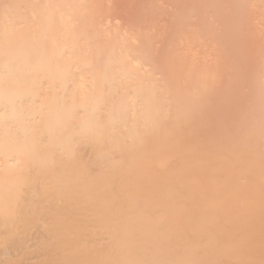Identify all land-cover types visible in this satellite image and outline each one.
I'll list each match as a JSON object with an SVG mask.
<instances>
[{
  "label": "bare ground",
  "instance_id": "6f19581e",
  "mask_svg": "<svg viewBox=\"0 0 264 264\" xmlns=\"http://www.w3.org/2000/svg\"><path fill=\"white\" fill-rule=\"evenodd\" d=\"M37 204L73 264H264V0H0V215Z\"/></svg>",
  "mask_w": 264,
  "mask_h": 264
},
{
  "label": "rangeland",
  "instance_id": "374dc122",
  "mask_svg": "<svg viewBox=\"0 0 264 264\" xmlns=\"http://www.w3.org/2000/svg\"><path fill=\"white\" fill-rule=\"evenodd\" d=\"M249 7L250 6L247 7L248 10H249ZM248 10L245 8V11L244 12H247ZM250 10L248 12H252ZM243 14H244V16L246 15V13H243ZM255 17L256 16H254L252 18V16H249L248 19L249 18L250 19L249 20L248 19L245 20V18H247L245 16V18L242 19L241 24H242L243 21L244 22L247 21V22H246V24L243 22L244 25L242 26V28H239V30H241V31H238L237 33H240L242 31L245 32V28L247 29V32H248V29L249 28H247V26L250 27V26H252V24L254 25V23H252V21H254V20L256 21L257 18H255ZM211 20H209L208 25H210V23L212 24L213 22H215V23L217 22V21H214V19H211ZM258 20H259V17H258ZM259 21H257L258 28L255 27V26H252V28L254 27L258 31H255L253 29H251L249 31L250 35L252 34L251 36L253 38L250 37L249 34L247 35V33H244V37H246V39H245L241 35L243 32L241 34H239L240 35L239 37H237L239 39V41H237V43H241L240 42V37H243L241 39L249 40V43L248 44L245 43L246 41L245 42L243 41L244 44L242 46H244L245 44H247V47L245 46V50H243V51H245L244 52L245 55H244V53L241 54L242 49L240 48L241 46L239 47L240 44H235V45H237L236 47H239L238 49H241V50H239L241 56H237V53L238 52H235V51H238L237 48L234 47V48H232L233 50L231 49L232 51L235 50L234 53H235V55H236L237 58L238 57L241 58L243 55H244V57L246 56L247 64H246V59L243 58L244 61L240 60V58L236 59V57L234 56V53H231V52L229 53L228 52L231 55V57H230V55L228 54L229 57L231 58V60H230V58L228 57V63H230V65H231V63H234L235 65L237 63V65H240L241 62L242 63L245 62L244 64L247 65V66L246 65L243 66V64H242V65L239 66V67L243 66L245 68H243V67L242 68H237V66L231 65V69L232 70H233V68H232V66H233V67H235V69L237 68L238 70H242V71H240V73H244L245 72L243 74V76L248 75V71L249 70L251 71L252 67L254 68V64L256 62V61H254L255 55H253L254 57L250 58L253 61H251L248 56H250V54H249L250 52H251V56H252V53H254L255 49L257 48V45H256L257 40L255 42V39H256V37L258 35V32H260L259 25H261V23ZM202 25H204V24H202ZM205 25L207 26V23ZM206 26H204V27H206ZM211 26L212 25H210L209 30L210 29H213V31H214V27L215 26H213V27H211ZM207 27H209V26H207ZM206 28H204V31L206 30ZM252 30L255 31V32H257V35L255 34V32L253 34L252 33L253 32ZM215 32H217V31L215 30ZM215 32H212V33H210V32H206L205 33L204 32V33L207 34V35H205L206 37H209V38H207L208 40L206 39L207 41H209V42H207L208 44L210 43L211 39H213V41H212L214 43L213 45L215 47H219L221 45L220 43L222 42V40H221L220 43L218 41H215L217 39V38L214 39V37H213V36L216 35ZM208 33H209V36H208ZM213 33H215V35ZM210 34H213L212 37H211ZM217 34H219V33L217 32ZM254 35H256V36H254ZM217 36H218V39H219V35H217ZM203 37H201V40H204L203 42H205L206 40L203 39ZM249 37L252 38V40H250ZM253 39H254V41H253ZM250 41H253L254 42V44H255L254 47L251 46V44H253V42L251 43ZM216 42H218L220 45L218 43L217 44L219 46L215 45ZM226 43H224L223 46L224 45L225 46L226 45H230V46L232 45L231 42H230V44L229 43L226 44ZM211 44H209L208 47ZM214 46H211V47H214ZM230 46H227L226 48H228ZM246 51H249V52L246 53ZM232 58L234 59V61L236 63L233 61ZM229 60L230 61H233V62H230ZM238 62L240 64H238ZM252 63H253V66H252ZM250 65H251V69H250ZM252 72H254V69H252ZM235 75H236V73L233 70V76H234V79H235L233 81H234V83L235 82L237 83V78L238 77L236 78ZM251 76L252 75L250 73V77ZM245 78H249V77L246 76ZM238 80H241L242 81V79H240V76H239ZM249 80L247 81L248 83L250 82ZM243 81L246 84L245 79ZM240 83H241V85L243 87L244 86L243 82H240ZM235 84H233V85H235ZM238 86H239V84L237 83L236 86H234V87H236L238 89ZM245 87H246V85H245ZM236 88H234V91L232 90V92H235V94L237 93L238 95H241V94H239L240 93L239 90H242V89H238V92H237L235 90ZM239 88H241V86H239ZM243 90H245V89H243ZM220 92L222 93V94L220 93V96L221 95H224V93H225L223 91H220ZM218 93L215 94V97L212 100V103L213 104H215L218 101V99L216 98V96L219 97V94ZM232 94H234V93H232ZM229 95L230 94H228L227 96L230 97ZM233 96H236V95H233ZM246 96H247V98H249V93ZM228 97L227 98L224 97V98H222V100H219V101L222 103L224 101L223 99H225V98L228 99ZM239 97H238V99H239V102L238 103H240L239 105L241 106V104L244 103V102L246 104L247 101H244V99L247 100L246 97H245V95L243 96L244 99H242L243 97H241V96H239ZM241 101H242V103H241ZM209 103H211V100L209 101ZM245 106L246 105H243V107H245ZM241 108H242V106H241ZM233 111H235V109H233ZM7 206L8 205H7V202H6L3 207L7 208ZM38 206H41V205H38V204L35 205V207H38ZM15 214H16V216L12 220L10 218H8L7 220H5L0 215V264H37V263L38 264H73L74 263V261H73V255H74L73 246H75L74 242H76V236L73 233V231H71L67 227H64V226H66L64 223L61 224V225L58 224V222L56 220V218L58 216L56 214L52 213L47 208H43V207L42 208L39 207V209H36L34 211V213L33 212L31 213L30 211L21 210V205H19V207L17 208V212H15ZM17 218H20V221H19V223L17 225H14L15 222L17 221ZM44 224H47V226L43 227ZM74 238H75V240L73 241Z\"/></svg>",
  "mask_w": 264,
  "mask_h": 264
}]
</instances>
